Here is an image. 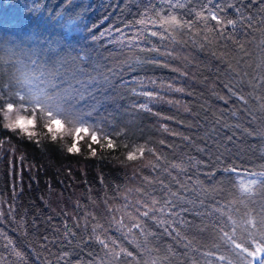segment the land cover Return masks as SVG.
<instances>
[{
	"label": "snow or ice",
	"instance_id": "snow-or-ice-1",
	"mask_svg": "<svg viewBox=\"0 0 264 264\" xmlns=\"http://www.w3.org/2000/svg\"><path fill=\"white\" fill-rule=\"evenodd\" d=\"M191 4L192 0H162L160 3L148 0V3L137 5L142 10L135 13L138 18L133 23L125 24L124 28H105L97 36L94 30L98 29V25L93 23L89 26L85 23L91 5L77 0H58L56 4L47 0L44 3L33 0L28 17L34 28L24 33L26 39L17 37L19 43L8 41L9 47H4L0 42V52L5 53V56H0V65L8 69L9 77L7 81L0 78V99L8 95L3 106L6 119L8 114L17 112L14 121L6 127L13 131L19 129L32 136L35 133L29 129L39 122L47 129L52 141L71 137L70 145L66 146L69 154L79 153L80 142L87 138L89 152L91 156H96L93 145L114 150L119 138L128 136L127 127L117 130L119 121L109 111L116 98L122 95L123 89L127 88L149 101L163 100L160 92L133 87L135 78L125 79L124 73L134 69L123 48L120 52V56L124 57L122 64H115L116 58L111 53L107 57L103 53L92 55L95 49L90 52L87 49L92 46L82 43L89 39L83 35L85 31L92 33L90 38L93 41L110 37L124 45L128 52L138 49L140 52L169 57L174 53L142 45L148 37L180 43L177 35L183 37L185 34L195 45L198 41L194 38L199 37L201 49L214 46L211 56L218 61L231 82L225 86L246 110L248 125L264 118V0H217L216 3L204 0L198 8L191 7ZM190 16H194L195 20L187 18ZM208 21L214 24L209 26ZM199 22H203V30L198 28ZM132 28L136 31L126 36L124 29ZM114 32L120 34L119 39L113 35ZM257 32L262 37L258 43L254 37ZM253 44L258 53L254 54L251 50ZM110 59L113 63H109ZM143 63L161 64L153 57H145ZM220 70L217 68L218 73ZM156 83L152 81V84ZM140 84L143 89V83ZM167 89L181 93L185 91L172 84H168ZM252 102L255 111L248 107ZM168 103L173 101L169 100ZM135 107L138 111L158 115L147 103ZM185 111L194 115V120L188 126L197 131L195 139L193 136H184L183 140L186 147L194 146L201 153L200 159L190 153L169 159L142 144L129 151L125 159L135 162L143 159L146 153L155 157V161L147 165L154 175L152 178L142 177L143 183L152 186V190L138 186L134 190L135 198L129 199L133 190L127 189L123 203L118 207L109 204L106 199L103 215L109 221L107 224L102 223L98 215L87 211L82 216H73L71 224L65 220L62 227L52 225V218L49 217L43 233L33 221L32 228L41 241L40 247L48 251L53 247L61 249L58 254H54L57 264H84L82 257H73L85 249H89L88 254L92 257L87 264H129L127 258L136 260V255L119 244L109 234L110 231L119 232L125 238L139 233L143 237L139 247L149 258L143 264H173L174 249L153 246L154 241L160 235L167 234L177 240L187 241L184 246L191 250L192 242L188 241V236L194 231H207L204 221L210 211V204L215 205L211 209L212 216L218 217L214 227L222 233L219 238L228 245L225 249L228 254L206 252L204 255H214V261L219 264H264V170L251 171L234 163L230 166L225 163V157L231 155L230 146L236 142L237 130L247 135H252V132H248L247 127L241 128L238 111L230 112L235 120L233 125L222 123L220 118L208 121L207 117L200 123L199 113L189 108H185ZM221 127L232 132L226 142L221 138ZM161 128L170 135H179L171 132L166 125H161ZM164 143L162 140L161 144ZM184 156L188 158L185 160ZM204 157L209 159L205 160ZM211 159L225 165L224 172L235 181L234 198L238 204L252 206L251 211L238 215L233 205H221L212 198L217 191L215 188L210 190L193 179V167L199 170ZM206 174L210 177L215 175L214 172ZM257 204L259 212L256 211ZM7 207V213L0 210V223H3L5 216L12 217L16 212L14 205ZM67 215L64 213L65 217ZM153 224L162 229V233L158 235L152 230ZM20 226L23 227V223ZM48 226H51V234H48ZM238 233L244 238L241 239ZM0 238L4 241L3 247L11 249V255L15 257V261L0 257V264H15L16 261L27 264L25 253L18 250L6 233L0 231ZM93 244L99 245L102 256L91 251Z\"/></svg>",
	"mask_w": 264,
	"mask_h": 264
},
{
	"label": "trees",
	"instance_id": "trees-1",
	"mask_svg": "<svg viewBox=\"0 0 264 264\" xmlns=\"http://www.w3.org/2000/svg\"><path fill=\"white\" fill-rule=\"evenodd\" d=\"M44 2L46 0H41V3ZM47 2L56 4L58 0H47ZM77 2L91 5L85 23L89 26L96 23L98 29L94 31L99 36L105 28H124L125 24L133 23L138 18L135 13L142 10L137 5L148 3V0H77ZM155 2L160 3L162 0H155ZM212 2L216 3L217 0ZM219 2H225V0H219ZM202 3L204 0H192L191 7L198 8ZM32 4L33 0H0V42L4 47L10 46L8 41L19 43L17 37L26 39L24 33L34 28L32 20L28 17ZM104 17L107 19L105 20ZM187 18L195 20L194 16ZM213 24L214 22L208 21L209 26ZM198 28L204 29L203 22L198 23ZM135 31V28L124 29L126 36H131ZM83 35L89 39L82 43L85 46H92L87 50L92 52V49H95L92 55L103 53L107 57L111 53L116 58L115 64L123 63L124 57L120 56L123 48L134 69L124 73L125 79L135 78L133 87L137 90L160 92L163 100L149 101L127 88L123 89L122 95L116 98L109 111L119 121L117 130L127 127L128 136L119 138L117 148L114 150L93 145L96 156H91L87 138L80 142L79 153L69 154L66 146L70 145L71 137L52 141L47 129L39 122L34 128L29 129L35 133L32 136L22 133L19 129L10 130L3 120V106L8 95L0 99V210L7 213L8 205H14L16 208L12 217H4L3 223H0V231L6 233L18 246V250L25 253L27 264H49V262L57 264L54 254L61 251L59 247H53L51 251L40 247L41 241L32 228L34 220L39 225L41 233L44 232L49 217L52 218V225L62 227L65 220L71 224L73 216H82L86 211L98 215L101 222L107 224L109 221L103 215L106 199L109 204L118 207L123 203V195L127 194V189L133 190L129 199L135 198L134 190L138 186L152 190V186L143 183L142 177L152 178L154 175L147 165L150 161H155V157L146 153L143 159L129 162L125 157L133 148L145 144L169 159L173 156H181L182 153H190L196 159H200L201 153L194 146L186 147V142L183 140L184 136H193L195 139L197 131L188 126L195 117L186 112L185 108L199 113L200 123H203L204 118L207 117L208 121L220 118L222 123L228 125L235 124L230 112L238 111L241 128L247 127V131L252 132V135L237 130L236 142L230 146L231 155L225 157V163L229 166L234 163L238 167L251 171L264 170V118L248 125L245 119L246 110L231 96L225 86L231 82L224 75V70L218 61L211 56L214 46L201 49L199 37L194 38L198 41L194 45L187 34L183 37L177 35L180 43L148 37L147 42L142 45L157 47L165 53L173 52L174 55L169 57L140 52L138 49L128 52L124 45L111 40L110 37L93 41L90 38L91 32L85 31ZM113 35L119 39V33L114 32ZM254 37L256 43L262 38L259 32L254 33ZM251 50L254 54L258 53L255 44L251 46ZM0 56H5V53L0 52ZM145 57H153L161 64H145L143 63ZM109 63L113 61L110 59ZM217 68H221L219 73ZM16 75L20 74L16 73ZM0 78L5 81L9 78L8 69L4 65H0ZM152 81L157 83L152 84ZM140 82L144 85L143 89ZM168 84H172L175 88H183L185 91L181 93L168 90ZM169 100L173 103H168ZM140 103L149 104L153 112L158 115L138 111L135 105ZM253 105L254 102L248 107L255 111ZM161 125H166L171 132L179 133V135H170L161 128ZM200 132H203L202 128ZM220 134L222 140L226 142L227 136H231L232 132L228 128L221 127ZM162 140L164 144H161ZM183 158L186 160L188 157ZM204 159L209 158L204 157ZM224 166L217 163L215 159H211L199 170L193 167V179L198 180L210 190L215 188L217 191L212 198L218 200L221 205H233L236 207V213L242 216L246 211H251L252 206L245 203L238 204L233 196L234 178H230L229 174L224 172ZM208 172H214L215 175L210 177L206 174ZM117 189H119V195ZM114 197L117 198L114 199ZM214 207V204L209 205L210 211L204 221L207 231L203 233L194 231L189 234L188 241L192 242L191 250L184 246L187 241L177 240L174 236L167 234L160 235L153 246L159 245L165 250L173 248V264H219L218 261H214V255H204L206 252L228 254L225 251L228 245L219 238L222 233L214 227L215 220L218 219L212 216L211 209ZM256 211H260L258 204ZM64 213L68 214L67 217ZM21 223L23 227L20 226ZM152 230L158 235L162 233V229L156 228L154 224ZM47 231L51 234V226H48ZM109 234L136 255V260L127 258L129 264H143L144 260L149 259L139 247L140 241L143 240L139 233L129 235L127 238L115 231H110ZM238 236L241 239L244 238L240 233ZM3 244L4 241L0 238V257H8L15 261L14 255H11V249H5ZM91 251L98 252L100 256L103 255L98 244H93ZM88 252L89 249H85L83 253H78L73 258L82 257L84 264H87V261L92 259ZM15 264L20 262L16 261Z\"/></svg>",
	"mask_w": 264,
	"mask_h": 264
},
{
	"label": "rangeland",
	"instance_id": "rangeland-1",
	"mask_svg": "<svg viewBox=\"0 0 264 264\" xmlns=\"http://www.w3.org/2000/svg\"><path fill=\"white\" fill-rule=\"evenodd\" d=\"M16 115H17V112L14 111L13 113L8 114V119H6V118H5V112H4V109H3V120H4V122H5L6 124L13 122L14 119H15V116H16Z\"/></svg>",
	"mask_w": 264,
	"mask_h": 264
}]
</instances>
